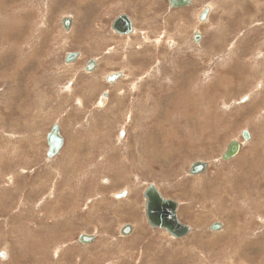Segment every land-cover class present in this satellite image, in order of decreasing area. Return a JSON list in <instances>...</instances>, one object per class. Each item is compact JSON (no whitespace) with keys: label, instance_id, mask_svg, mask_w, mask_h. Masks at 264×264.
Segmentation results:
<instances>
[{"label":"rangeland","instance_id":"374dc122","mask_svg":"<svg viewBox=\"0 0 264 264\" xmlns=\"http://www.w3.org/2000/svg\"><path fill=\"white\" fill-rule=\"evenodd\" d=\"M120 14L129 36L110 28ZM54 124L64 144L47 159ZM195 161L208 167L191 176ZM148 184L189 235L150 229ZM1 251L0 264H264V0H0Z\"/></svg>","mask_w":264,"mask_h":264},{"label":"water","instance_id":"95a60500","mask_svg":"<svg viewBox=\"0 0 264 264\" xmlns=\"http://www.w3.org/2000/svg\"><path fill=\"white\" fill-rule=\"evenodd\" d=\"M169 9L184 8L191 4L192 0H166ZM209 13V8L204 7V9L199 13L197 19L199 22H205L207 20ZM61 25L65 31H69L72 20L71 18L64 17L61 19ZM113 33L119 36H129L133 33V22L126 14L118 15L110 25ZM201 40V36L198 31H194L192 35V41L198 44ZM78 58V53H67L64 58L65 64H70ZM97 67L94 60H89L85 67L84 72L92 73ZM122 78V73L120 71L114 72L105 77L107 84H113L118 79ZM102 98H107V93L102 94ZM244 102V99L240 100ZM241 137L244 143L250 140V134L248 131H241ZM64 144V140L60 134V130L57 124H54L50 132L46 135V158L52 159L60 153ZM242 144L232 140L230 141L226 148L224 149L221 159L223 161H229L233 159L241 150ZM208 167V163L204 161L193 162L188 170V174L191 176H197L203 174ZM127 196V191L123 190L114 195L116 199H122ZM142 198L144 199V216L150 229H160L165 231L170 237L174 239H182L190 234L191 228L183 223H181L177 217V202L165 198L159 192L157 187L153 184H148L143 193ZM222 224L215 222L210 225V231H221ZM133 231V226L131 224H124L119 230V235L122 237L129 236ZM95 240V235L80 234L77 238L78 243L81 245H88L93 243ZM0 257L5 258L6 253L4 251L0 252Z\"/></svg>","mask_w":264,"mask_h":264},{"label":"bare ground","instance_id":"6f19581e","mask_svg":"<svg viewBox=\"0 0 264 264\" xmlns=\"http://www.w3.org/2000/svg\"><path fill=\"white\" fill-rule=\"evenodd\" d=\"M194 32V31H193ZM193 34V33H192ZM200 34V33H199ZM201 36V35H200ZM79 59V58H78ZM78 59H76V60H78ZM112 74V73H111ZM108 75H110V74H108ZM122 78H123V75H122ZM106 99V98H105ZM103 100H104V98H103ZM51 130V129H50ZM50 132V131H49ZM48 132V133H49ZM235 141H237V140H235ZM237 142H239V141H237ZM239 143H241V142H239ZM242 144V143H241ZM242 148V147H241ZM47 151V150H46ZM116 193H118V192H116ZM116 193H114L113 195H112V197L115 199V197H114V195L116 194ZM134 229V228H133ZM85 234V233H84ZM122 237V236H121Z\"/></svg>","mask_w":264,"mask_h":264},{"label":"flooded vegetation","instance_id":"af4514ba","mask_svg":"<svg viewBox=\"0 0 264 264\" xmlns=\"http://www.w3.org/2000/svg\"><path fill=\"white\" fill-rule=\"evenodd\" d=\"M105 77H106V76H105ZM105 77H104V78H105ZM104 93H105V92H104ZM101 98H102V97H101ZM102 100H103V98H102Z\"/></svg>","mask_w":264,"mask_h":264}]
</instances>
